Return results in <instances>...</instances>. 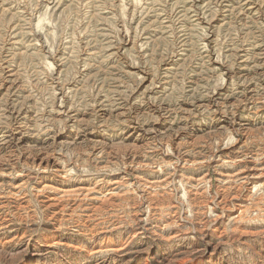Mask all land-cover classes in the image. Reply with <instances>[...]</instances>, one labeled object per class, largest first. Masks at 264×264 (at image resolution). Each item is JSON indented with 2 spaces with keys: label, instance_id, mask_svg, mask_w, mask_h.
Segmentation results:
<instances>
[{
  "label": "rangeland",
  "instance_id": "rangeland-1",
  "mask_svg": "<svg viewBox=\"0 0 264 264\" xmlns=\"http://www.w3.org/2000/svg\"><path fill=\"white\" fill-rule=\"evenodd\" d=\"M0 264H264V0H0Z\"/></svg>",
  "mask_w": 264,
  "mask_h": 264
}]
</instances>
